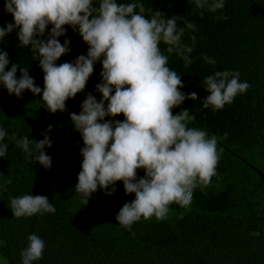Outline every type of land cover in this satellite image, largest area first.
<instances>
[{"label": "trees", "instance_id": "1", "mask_svg": "<svg viewBox=\"0 0 264 264\" xmlns=\"http://www.w3.org/2000/svg\"><path fill=\"white\" fill-rule=\"evenodd\" d=\"M130 2L134 0H118ZM139 2L153 12H164L166 19L183 17L178 20L179 27L185 26L184 21L196 25L195 31L186 29L182 37L186 44L196 37L190 54L194 62L185 67L173 54L168 66L181 76L185 84L181 90L195 92L199 99L186 100L173 111L189 110L195 117L189 127L203 128L209 136L218 137L221 155L216 175L208 185L194 190L188 208L172 204L166 219L141 218L129 230L116 220L122 206L135 199V194H125L122 182L110 196L103 190L93 194L88 205L74 190L83 141L80 133L73 131L70 113L80 112L84 94L67 102V112L51 114L42 107L40 96L26 91L22 99L17 98L0 85V128L9 136L15 133L17 140L28 136L39 141L48 125L54 126L50 133L53 147L45 149L53 158L51 170L29 157L15 141H4L8 153L0 158V256L6 264H23L21 251L32 234L45 242L42 258L33 264H264V181L254 169L264 174V0H224V9L216 13L197 8L195 0ZM221 16L228 19L217 18ZM9 22L14 19L0 0V27ZM67 37L72 51L58 63L87 54L88 45L71 27ZM160 47L166 54V46ZM0 50L9 53L11 63L28 67L43 88L38 55L30 46L19 45L15 31L0 41ZM205 54L216 63H206ZM224 70L238 71L240 82H248L250 88L222 110L205 109L203 99L208 93L204 78ZM101 71L102 64L97 63L85 92L95 93ZM20 75L18 72L17 77ZM138 174L142 177L145 173L139 170ZM9 179L10 184L6 183ZM23 195L47 196L55 213L14 217L10 201Z\"/></svg>", "mask_w": 264, "mask_h": 264}, {"label": "clouds", "instance_id": "2", "mask_svg": "<svg viewBox=\"0 0 264 264\" xmlns=\"http://www.w3.org/2000/svg\"><path fill=\"white\" fill-rule=\"evenodd\" d=\"M5 11L14 22L0 27V41L14 31L18 43L38 55L43 71L44 86L36 84L29 68L11 63L7 51L0 50V85L9 95L23 98L26 91L42 98L49 113L67 112V102L84 94L80 112L70 113L73 131L81 135L83 147L81 170L75 192L88 205L93 194L103 190L105 195L116 192L122 182L125 194L135 199L125 203L116 216L118 223L131 229L141 218H167L169 206L188 208L194 190L206 186L216 175L221 153L217 151L218 137L209 136L203 128L189 127L195 119L190 111L181 109L186 100L199 99L197 93L183 92L181 76L169 68V56L177 55L184 66L194 61L196 37L191 44L182 42L185 30H196L194 23L173 15L165 18L160 10L146 9L139 0L118 3V0H4ZM196 7L216 13L225 7L224 0H195ZM147 14V15H146ZM203 16V12H201ZM228 19L227 16L217 17ZM49 26L50 30H49ZM67 26V27H66ZM68 27L88 45L86 55L71 62L58 63L71 53ZM64 37L63 43L60 38ZM166 46L165 51L160 45ZM208 64L215 58L206 54ZM11 63L10 70L6 71ZM102 64L100 81L95 93L85 92L94 74L95 65ZM21 75L17 77V73ZM208 95L203 99L205 109L222 110L238 94L246 93L248 82H240L238 71H216L204 78ZM123 115L124 119L117 117ZM49 124L41 133L42 140L24 136L17 140L0 128V158L8 153L5 139L51 170L53 158L45 149L53 147ZM227 138V133L223 139ZM139 170L144 176H139ZM6 183H11L9 179ZM14 217H31L37 213H55L56 208L43 195H23L10 201ZM79 211V210H78ZM182 218V217H181ZM28 246L21 251L23 264H33L42 258L45 242L36 234L28 237Z\"/></svg>", "mask_w": 264, "mask_h": 264}, {"label": "water", "instance_id": "3", "mask_svg": "<svg viewBox=\"0 0 264 264\" xmlns=\"http://www.w3.org/2000/svg\"><path fill=\"white\" fill-rule=\"evenodd\" d=\"M250 165V164H249ZM250 166H252V165H250ZM254 168V167H253ZM255 169V171L259 174V176L261 177V179L264 181V174L261 172V171H259L258 169H256V168H254Z\"/></svg>", "mask_w": 264, "mask_h": 264}, {"label": "rangeland", "instance_id": "4", "mask_svg": "<svg viewBox=\"0 0 264 264\" xmlns=\"http://www.w3.org/2000/svg\"><path fill=\"white\" fill-rule=\"evenodd\" d=\"M0 264H6L5 261L2 259L1 256H0Z\"/></svg>", "mask_w": 264, "mask_h": 264}]
</instances>
